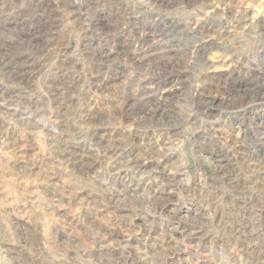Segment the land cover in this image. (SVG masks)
Listing matches in <instances>:
<instances>
[{
  "label": "rangeland",
  "instance_id": "1",
  "mask_svg": "<svg viewBox=\"0 0 264 264\" xmlns=\"http://www.w3.org/2000/svg\"><path fill=\"white\" fill-rule=\"evenodd\" d=\"M52 1L0 0V264H264V0Z\"/></svg>",
  "mask_w": 264,
  "mask_h": 264
},
{
  "label": "bare ground",
  "instance_id": "2",
  "mask_svg": "<svg viewBox=\"0 0 264 264\" xmlns=\"http://www.w3.org/2000/svg\"><path fill=\"white\" fill-rule=\"evenodd\" d=\"M60 2H63V4L64 5H70L71 6V4L72 3H76V1H70V0H59ZM161 2L162 3V1L163 0H156V2ZM213 1H216L218 4H225L224 2L226 1V0H213ZM213 1H210V4L208 5V6H210V7H213L212 9L213 10H215V11H217V10H219L218 9V7H214V6H212L213 4H212V2ZM57 2H58V0H55L54 2L52 1V4L54 5V6H56V7H60L59 6V4H57ZM72 2V3H71ZM51 4V3H50ZM73 5V4H72ZM65 6V7H66ZM169 6V5H168ZM63 7V6H62ZM223 9H221L222 10V12L224 11V12H227V11H229V8H230V5H228L227 7H226V5H224L223 7H222ZM207 10V9H206ZM211 10V9H210ZM210 10H207L208 12H211L212 13V11H210ZM206 11V12H207ZM230 12V11H229ZM220 13V12H219ZM222 14V13H221ZM224 15V14H223ZM212 32H214V31H212ZM39 45V44H38ZM44 45V44H43ZM44 47H46L45 45H44ZM48 48V47H47ZM43 49V47H41V48H39L38 50H39V52L41 53V52H43L44 51V49ZM193 51H194V53L196 54V56L197 57H202V59H206V58H204L205 56H206V52H208L209 51V48H208V46H206V40L205 39H196V41H195V43H193ZM259 78V77H258Z\"/></svg>",
  "mask_w": 264,
  "mask_h": 264
}]
</instances>
